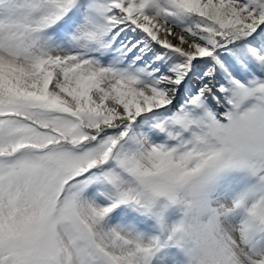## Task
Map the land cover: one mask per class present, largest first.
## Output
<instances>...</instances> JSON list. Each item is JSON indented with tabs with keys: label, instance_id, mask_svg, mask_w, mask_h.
Listing matches in <instances>:
<instances>
[{
	"label": "snow or ice",
	"instance_id": "obj_1",
	"mask_svg": "<svg viewBox=\"0 0 264 264\" xmlns=\"http://www.w3.org/2000/svg\"><path fill=\"white\" fill-rule=\"evenodd\" d=\"M0 264H264V0H0Z\"/></svg>",
	"mask_w": 264,
	"mask_h": 264
}]
</instances>
